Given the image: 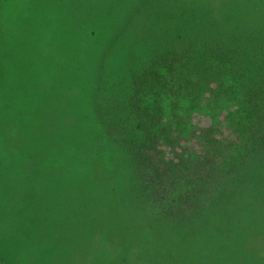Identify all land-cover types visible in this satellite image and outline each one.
<instances>
[{
    "label": "rangeland",
    "instance_id": "1",
    "mask_svg": "<svg viewBox=\"0 0 264 264\" xmlns=\"http://www.w3.org/2000/svg\"><path fill=\"white\" fill-rule=\"evenodd\" d=\"M135 2L26 0L27 12L23 13L17 11L24 7L23 0L0 1V93L2 96L5 92L6 96L5 102L0 105V135H7L6 139L9 140L6 142L4 139L5 143L0 146V246L5 244L0 249V264H23L22 260L16 262L15 257L10 256L14 255L15 250L26 251L18 243L27 233L31 240L41 238L35 247V254L39 263L46 264H264L263 165L258 174L231 184L236 190L233 196L221 193L211 198V201L215 200L214 205L208 211V205L204 206L200 213L202 218L209 220L207 229L198 233L192 231L202 224V220H193L191 228L194 229L185 233L182 228L167 231L149 217L150 208L140 197L141 188L133 177V167L122 164L113 149L107 150L102 144L101 150L94 155L91 153L90 127L86 130L89 143L85 158L77 156L76 160L71 161L73 153L68 145L75 144L73 149L77 148V129H69L66 125L73 117L72 106L69 105L68 109L61 106L60 94L65 88L61 86L59 89V78L70 76L69 58L74 52L61 32L62 23L58 19L67 25L66 30L72 37L84 27L95 32L83 46L72 42L71 47L84 51L88 68L93 63L97 64L94 82L89 84L88 98L93 93L95 95L98 81L104 78L105 89L99 94L102 102H107L120 90L122 81L131 69H143L155 50L152 43L140 39L143 26L148 22L143 19V13L133 15ZM239 5L256 6L257 11L248 13L246 7ZM229 7L232 11L227 28L229 34H249L260 40L264 38V0H229ZM43 11L47 12V16L57 13V19L39 20V27L34 21L41 18ZM181 12V8L176 9L174 16L179 18ZM37 24L39 34L36 47H23L27 30L31 31L29 35L32 36ZM79 54L83 55L81 52ZM102 60L105 63L104 71L99 73L98 63ZM21 98H25L24 101ZM207 101L202 95L192 115L178 123L177 131L186 140L192 127L210 123L212 109ZM34 110H40L49 121L54 122L53 125L57 124L56 134L60 135V141L55 154V150L38 145L39 140L33 143L35 140L28 133L23 135L18 132L23 129V113ZM34 119L39 122V117ZM19 150L29 152L20 161L23 174L16 176L14 181H7L4 154L7 151L23 152ZM24 159L26 162H23ZM69 166V175L88 178L89 186L83 185L81 190L75 187L70 189L68 182L62 178L66 174L64 169ZM82 166L84 170L78 172L76 167ZM7 184H11L10 192L5 195ZM55 196L59 197L54 199ZM32 199L33 202L28 201ZM61 199L64 202L50 211L57 210L65 216H59L63 219L45 226L46 207L54 206ZM30 209L35 212H28ZM220 212L224 218L220 217ZM252 216L253 222H246ZM27 217H33L35 221L29 222ZM11 219H15L14 226L9 223ZM228 221L232 228L222 239L233 244V228H240L243 235L240 250L221 244L216 238L219 230L224 228L218 227L220 223ZM79 227L80 236H83L80 242L50 243L55 240L56 232L63 239ZM2 234L4 236L1 238ZM178 234L180 236L175 238ZM185 235L187 239L182 238ZM222 246L226 248L222 249ZM33 261L32 257L28 259L29 264H33Z\"/></svg>",
    "mask_w": 264,
    "mask_h": 264
},
{
    "label": "trees",
    "instance_id": "2",
    "mask_svg": "<svg viewBox=\"0 0 264 264\" xmlns=\"http://www.w3.org/2000/svg\"><path fill=\"white\" fill-rule=\"evenodd\" d=\"M25 1L24 7L17 9L18 12H27ZM27 4L29 6L28 1ZM171 5L175 6L171 9ZM246 5L239 6L246 7L248 13L257 11L256 6ZM178 8L182 9L179 18L174 16ZM236 9L239 10L238 7ZM43 13L35 23L39 24V20L45 18L57 19V13L48 16L47 12ZM140 13L148 22L143 26L140 39L152 43L155 50L143 69H131L123 84H119L120 90L107 102H102L99 94L105 89L104 78L98 81L95 95L93 93L88 98L89 84L94 82L97 64L93 63L88 68L84 51L71 47L72 42L83 46L95 32L84 27L72 37L66 30L67 25L58 19L62 23L61 32L74 52L69 58L70 76L59 78V89L61 86L65 88L62 95L59 92L61 106L67 109L69 105L72 106L73 117L66 125L69 129H77V148L73 149L75 144L68 145L73 153L71 161L76 160L77 156L85 158L89 143L86 130L90 127L93 155L104 144L107 150H114L122 164L133 167V177L141 188L140 197L150 208L149 217L167 231L182 228L185 233L194 229L191 228L193 220H202L198 229L192 230L198 233L210 224L208 218H202L200 213L204 206L208 205V211L214 205L215 200L211 201V198L221 193L233 196L236 190L231 184L251 178L258 174L262 165L264 167V38L256 39L249 34L234 36L227 32L229 15L232 14L229 0H136L133 15ZM38 24L32 36L29 35L31 31L27 30L30 43L27 38L23 39V47H36ZM104 64L103 60L98 63L99 73L104 71ZM2 94L0 105L6 99L5 92ZM202 95L208 99V106L212 109L210 123L192 127L186 140L177 131V125L192 115ZM24 99L21 98V101ZM23 115V129L18 132L23 135L28 133L35 140L33 143L39 140L38 145L55 150V154L60 141V135L56 134L58 122L53 125L54 122L49 121L40 110ZM34 117H39V122ZM33 125L36 128H32ZM0 137V146L5 143L4 139L9 141L7 135L1 134ZM19 151L23 152L7 151L4 154L7 181L23 174L20 161L29 152ZM70 169L71 166L65 168L66 174L62 177L70 189L75 187L81 190L83 185L89 186L88 178L73 177L68 173ZM76 170L82 172L84 169L82 166L76 167ZM10 186L7 184L5 195L10 192ZM80 198L81 194L79 201ZM28 201L33 202V199ZM63 202L61 199L54 206L46 207L45 226L63 219L58 217L65 216L64 213L50 211ZM28 212L35 211L30 209ZM219 214L224 218L221 216L223 213ZM31 216L34 217L33 213ZM33 217L26 220L33 222ZM241 217H244L243 214ZM247 221L253 222V216ZM9 223L14 226L15 219ZM80 227L63 239L56 232L55 240L50 243L80 242L83 237L79 233ZM218 227L224 228L219 230L217 240L240 250L241 229L233 228L234 243L229 244L222 236L232 225L228 221L221 222ZM27 234H23V240L18 243L26 251L15 250L10 257H15L16 262L22 260L23 264H29L30 257L34 260L33 264H46L39 263L35 254V247L41 238L31 240ZM178 236L175 235V238ZM182 238L187 239V236ZM225 248L222 246V249Z\"/></svg>",
    "mask_w": 264,
    "mask_h": 264
}]
</instances>
